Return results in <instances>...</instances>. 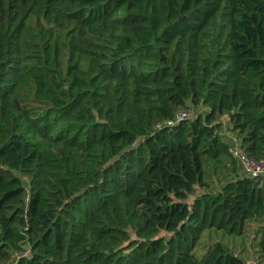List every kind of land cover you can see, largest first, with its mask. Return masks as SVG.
<instances>
[{
    "label": "trees",
    "instance_id": "obj_1",
    "mask_svg": "<svg viewBox=\"0 0 264 264\" xmlns=\"http://www.w3.org/2000/svg\"><path fill=\"white\" fill-rule=\"evenodd\" d=\"M226 131L264 155V0H0V264H232L193 249L247 220L264 264Z\"/></svg>",
    "mask_w": 264,
    "mask_h": 264
},
{
    "label": "rangeland",
    "instance_id": "obj_2",
    "mask_svg": "<svg viewBox=\"0 0 264 264\" xmlns=\"http://www.w3.org/2000/svg\"><path fill=\"white\" fill-rule=\"evenodd\" d=\"M82 61L91 69L88 57H84ZM188 199L191 200L192 197ZM260 224L262 222L257 225ZM257 225L247 220L245 232L242 235L229 234L214 227L206 228L197 240L193 252L200 260H204L210 252V261H215L219 256L220 262L227 259L232 264H258L259 260L255 256L258 254L259 235L254 230L257 229ZM225 249L229 252L227 255Z\"/></svg>",
    "mask_w": 264,
    "mask_h": 264
},
{
    "label": "built area",
    "instance_id": "obj_3",
    "mask_svg": "<svg viewBox=\"0 0 264 264\" xmlns=\"http://www.w3.org/2000/svg\"><path fill=\"white\" fill-rule=\"evenodd\" d=\"M196 112L193 106L179 108L172 117L167 118L163 122L156 123V126L160 127L162 124L173 125L184 118L193 117ZM226 132L230 137L231 151L242 168L243 174L252 178L264 177V155L259 159L250 158L243 149L239 137L235 134H230L228 131Z\"/></svg>",
    "mask_w": 264,
    "mask_h": 264
}]
</instances>
